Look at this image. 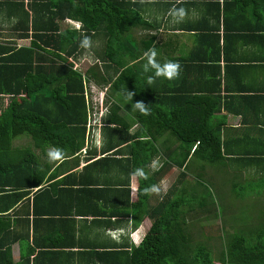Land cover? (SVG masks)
Returning a JSON list of instances; mask_svg holds the SVG:
<instances>
[{
	"label": "crops",
	"instance_id": "obj_1",
	"mask_svg": "<svg viewBox=\"0 0 264 264\" xmlns=\"http://www.w3.org/2000/svg\"><path fill=\"white\" fill-rule=\"evenodd\" d=\"M125 1L141 20L122 39L137 50H143L145 45L147 52L154 48L160 64L173 61L181 66L177 78H155L150 89L155 87L161 95V87L167 85L172 105L180 100V90L192 95H198L202 87L212 88L213 92L219 90V108L212 112L211 122L219 129L224 172L230 176H261L264 173V154L259 156V151L264 150V0ZM23 3L25 7L27 0ZM178 8L185 9L186 17L183 22L173 23L170 12ZM13 16L11 13L9 18ZM5 17L0 11V19ZM13 23V20L0 23V43L28 46L29 36L19 37L23 31L12 29ZM58 24L59 29L79 31L80 28L78 21L67 16ZM99 38H90L92 47L88 54L82 48L83 52L71 56L69 61L77 67L83 60H91L87 66H97L105 80L111 81L119 68L109 60L101 61L93 56L95 49H105V38ZM145 53L128 62L142 84L148 83L153 75L143 71ZM127 59L123 56L121 62ZM91 84L102 89L93 81ZM84 94L86 101L92 97L87 90ZM103 98L107 105L110 100L104 91ZM6 104L7 96L0 95V111ZM166 104L167 110V101ZM115 116L127 125V135L136 132L138 125L131 112L118 106ZM101 126L89 127L85 122L84 145L80 151L66 154L58 162H49L48 152L54 149L51 146L35 147L33 140L24 134L12 140L13 146H19L14 144L17 138L24 139L21 146H28L35 155V179L42 176L41 185L26 188L29 194L15 207L19 219L13 229L26 235L33 252L27 255L24 248L20 254L18 243H13L10 253L13 264H128L131 249L142 241L151 225L152 210L159 203H167L175 193L182 195L187 187L184 183H189V178L200 171L198 160L191 159L196 142L186 163L178 167L174 162V148L180 144L177 138L167 131L154 135L151 140L154 150L149 151L144 165L137 166L130 158L129 141L106 150L118 134L111 140L107 129ZM178 152L176 149L177 160ZM136 169H142L146 178L134 176ZM220 171L203 170L213 176H218ZM147 178H150L148 187L156 186L159 192L140 199L138 187ZM37 189L39 194L34 195ZM48 243L54 244L49 246L54 249L44 250Z\"/></svg>",
	"mask_w": 264,
	"mask_h": 264
},
{
	"label": "trees",
	"instance_id": "obj_2",
	"mask_svg": "<svg viewBox=\"0 0 264 264\" xmlns=\"http://www.w3.org/2000/svg\"><path fill=\"white\" fill-rule=\"evenodd\" d=\"M130 5L125 0H27L24 7L23 0H0V11L6 16L0 23L13 20L12 29L23 31L19 37L30 38L26 47L0 43V95L7 96V104L0 111V264H13L10 253L15 242L20 254L24 248L27 255L33 252L27 245L26 235L13 229L19 219L15 207L29 194L26 188L41 185L42 179L39 175L35 179L37 166L31 149L13 146L12 140L24 134L33 140L35 147L45 144L62 149L64 155L78 153L84 145L88 114L84 91L92 81L105 89L110 100L101 116V124L111 140L118 134L113 143L107 144L106 150L129 141L132 163L141 166L147 161L149 151L154 150L152 137L167 131L180 143L174 148V162L178 167L186 163L192 144L196 142L191 159L198 160L200 171L192 178H205L213 183L214 176L203 170L224 171L219 129L211 122L212 112L215 107L219 108V90L213 92L212 88L202 87L198 95L180 90V100H175L172 105L167 96V85L161 87L162 94L159 95L155 87L150 89L151 83H140L128 62L147 52L146 45L143 50H137L135 45L122 39L127 30L141 20ZM11 13L15 15L12 19L9 18ZM65 16L80 23L79 31L59 29L58 21ZM85 36L105 38V49H95L92 53L119 68L111 81L105 80L97 66L89 65L83 72L72 67L69 58L83 52L80 41ZM123 56L128 58L126 62H121ZM205 80L208 81L207 77ZM223 89L229 91L226 86ZM125 90L134 93L130 102L123 95ZM137 101L147 105L148 115L130 109ZM118 106L135 117L138 127L134 134L127 135V125L115 116ZM138 136L144 139L132 141L140 138ZM259 152V156L264 154V150ZM237 176L240 175L233 174L230 178ZM149 179L139 184L140 199L145 198L144 189L149 186ZM255 183H259L258 190L252 188ZM190 186L193 188L192 184ZM187 188H184L185 192ZM247 188L255 192V197L263 195L264 173L248 180L242 187V195L249 194ZM33 194H39V190ZM239 195L240 191L231 190L225 192L224 197L233 200ZM261 201L264 202V198ZM212 204L205 197L197 200L190 196L187 199L176 193L167 203H159L150 214L151 225L142 241L131 249L128 264H215V261L264 264V204L255 212L257 218L249 221V225L240 218L241 226L235 231L218 234L217 256H213L209 245L193 240L188 228L189 220L202 214H210L215 219L219 213ZM224 217L236 218L231 214ZM50 245L54 244L48 243L43 249L48 250Z\"/></svg>",
	"mask_w": 264,
	"mask_h": 264
},
{
	"label": "rangeland",
	"instance_id": "obj_3",
	"mask_svg": "<svg viewBox=\"0 0 264 264\" xmlns=\"http://www.w3.org/2000/svg\"><path fill=\"white\" fill-rule=\"evenodd\" d=\"M93 52V51H92ZM84 53L88 54V51L85 50ZM89 63L92 61L88 60ZM88 62L86 60H83L81 63L76 64L77 67H75V64H72V67H74L76 70L84 71L85 68L88 65ZM89 84L86 85L87 92L91 94L96 99V95L99 97V94L102 93L103 90L97 88L95 86V89L93 90V93L90 92ZM96 95H95V94ZM86 96H89L86 94ZM88 103L90 101L88 97ZM100 111V109H98ZM89 115H91V111L89 112ZM18 140L15 141L14 144L21 146V143H24V139L22 137L17 138ZM224 176H223V175ZM217 176H214V179H212L214 182L208 181L205 178H189V183H184V185H188L189 188H187V192L183 193L182 196L187 197V199L190 198V196H194L195 199L200 200L205 197L208 199L212 205L215 207V210L217 213V217L213 219V217L209 214H202L200 216H197L196 219H190L188 222L189 229L192 234V238L195 241H201V243H205L209 245L213 256H217V251L219 249V239H217L218 234H227L232 231H235V229L238 226H241L240 220H244L248 222V225L250 224L249 221L255 220L257 218V213H255L258 209L263 207L264 202L261 201V199L264 198V194L260 197H255V192H251L250 188H247L249 194L242 195V187L243 185L250 179H255V176L251 177H231L229 173H225L224 171H220L217 173ZM225 177V178H223ZM244 179V180H243ZM245 182V183H244ZM233 183V184H232ZM190 184H192L193 188H191ZM258 184L255 183L252 188H257L258 190ZM231 190H235L237 192L240 191V195L238 199L233 198V200L229 197V199H226L224 197L225 192H230ZM192 191V192H191ZM226 196V195H225ZM253 197L252 200L250 197ZM232 197V196H231ZM226 199V200H225ZM225 214H231V216L234 217H224ZM233 214V215H232ZM199 215V214H198ZM224 217V218H223ZM241 218V219H240ZM204 233V236L202 234ZM206 236V237H205ZM215 264H222L218 261H215Z\"/></svg>",
	"mask_w": 264,
	"mask_h": 264
},
{
	"label": "clouds",
	"instance_id": "obj_4",
	"mask_svg": "<svg viewBox=\"0 0 264 264\" xmlns=\"http://www.w3.org/2000/svg\"><path fill=\"white\" fill-rule=\"evenodd\" d=\"M143 2V0H141ZM172 16V22L173 23H180L183 22L184 18L186 17V11L183 8L173 9L170 12ZM80 47L84 48L86 50H91L92 47V41L89 37L85 36L80 41ZM146 57V63L143 64L142 68L145 73H153L152 76H149L148 82L153 83L155 78L164 77L168 80L175 79L179 76L181 66L177 62L173 61H167L164 64H160L156 60L157 52L156 50L150 49L145 54ZM104 91V90H103ZM126 101H131L134 93L128 92L125 90L123 93ZM133 109L138 110L141 114L148 115L149 109L147 105H145L143 102L137 101L132 104ZM64 158V152L62 149L55 148L48 152V159L49 162L54 161H61ZM134 176L146 178V175L142 169H136L133 172ZM159 189L156 186L146 187L144 189V194L149 195L152 193H158Z\"/></svg>",
	"mask_w": 264,
	"mask_h": 264
},
{
	"label": "built area",
	"instance_id": "obj_5",
	"mask_svg": "<svg viewBox=\"0 0 264 264\" xmlns=\"http://www.w3.org/2000/svg\"><path fill=\"white\" fill-rule=\"evenodd\" d=\"M95 86L91 83L89 84V91L93 93ZM87 88H85V91ZM104 90V88L102 89ZM88 103V101H87ZM100 109V111L98 110ZM106 105L104 104V98L102 93L99 94V97L96 95V99L92 96L88 103V114L86 119V125L91 127L92 125L100 126L101 124V116L106 112ZM91 111V115L89 112Z\"/></svg>",
	"mask_w": 264,
	"mask_h": 264
}]
</instances>
